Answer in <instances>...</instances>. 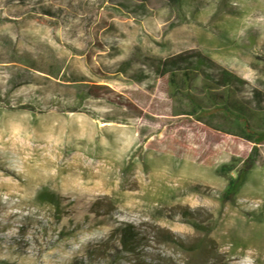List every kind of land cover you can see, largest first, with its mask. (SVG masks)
Wrapping results in <instances>:
<instances>
[{
    "label": "rangeland",
    "instance_id": "rangeland-1",
    "mask_svg": "<svg viewBox=\"0 0 264 264\" xmlns=\"http://www.w3.org/2000/svg\"><path fill=\"white\" fill-rule=\"evenodd\" d=\"M221 67L264 108V0H0V264H264V142L192 106Z\"/></svg>",
    "mask_w": 264,
    "mask_h": 264
},
{
    "label": "trees",
    "instance_id": "trees-1",
    "mask_svg": "<svg viewBox=\"0 0 264 264\" xmlns=\"http://www.w3.org/2000/svg\"><path fill=\"white\" fill-rule=\"evenodd\" d=\"M184 54H179L172 58H167L164 60H159L157 68H160L162 71H170L173 75H175V71L172 68L179 63H184L187 61V58ZM194 64L189 66L190 69L196 72H201L203 68L209 64L208 60L200 55H194ZM207 68V67H206ZM189 68L186 67L183 69V78H187L189 73ZM201 74V73H200ZM201 78L203 80L204 86V95L205 99L208 101L206 107H202L197 101L192 99V106L194 109L198 110L199 114H210V113H221L226 119H232L236 121L240 126L241 130L244 132L245 136L252 139L254 144H259L264 142V108H248L240 99L235 97V92L237 91L236 87L238 84H241L242 81L238 79L234 74L229 72L225 68H219L217 73L211 74H201ZM85 89L83 93L88 92ZM217 90V93L215 92ZM93 94L92 91L89 92ZM257 120V128L252 125L251 121ZM249 159H246L243 162L242 167L236 172L234 176H232L228 184L225 188V195H234L237 193L244 177H245V168L247 166V162ZM47 201L52 203L53 205H58V198L56 195L51 193H46L43 195ZM189 220V219H188ZM197 226V224L192 223ZM118 241L127 251H133L135 246L137 245V241L139 237H137V233L134 231L132 225H123L117 231Z\"/></svg>",
    "mask_w": 264,
    "mask_h": 264
},
{
    "label": "bare ground",
    "instance_id": "bare-ground-1",
    "mask_svg": "<svg viewBox=\"0 0 264 264\" xmlns=\"http://www.w3.org/2000/svg\"><path fill=\"white\" fill-rule=\"evenodd\" d=\"M126 14H127V13H126ZM130 18H131V17H130ZM162 36H163V35H162ZM3 138H4V137H3ZM31 161H32V160H31ZM5 171H6V170H5ZM3 188H4V187H3ZM32 215H33V214H32ZM28 218H29V217H28ZM33 218H34V217H33ZM25 219H26V218H25ZM31 219H32V218H31ZM31 222H32V221H31ZM31 222H30V223H31ZM8 223H9V222H8ZM32 223H33V222H32ZM21 224H22V223H21ZM23 224H24V223H23ZM5 227H6V226H5ZM27 227H28V226H27ZM48 227H49V226H48ZM51 227H52V226H51ZM57 228H58V227H57ZM68 228H69V227H68ZM55 229H56V228H55ZM25 230H26V229H25ZM35 232H36V231H35ZM45 233H46V232H45ZM43 234H44V233H43ZM22 235H23V234H22ZM43 236H44V235H43ZM43 236H42V237H43ZM0 237H1V236H0ZM11 238H12V237H11ZM22 239H23V238H22ZM26 240H28V239H26ZM51 240H52V239H51ZM13 242H14V241H13ZM15 243H16V242H15ZM25 243H26V242H25ZM25 243H24V244H25ZM19 244H20V243H19ZM21 244H22V243H21ZM24 244H23V245H24ZM48 244H49V243H48ZM2 245H3V244H2ZM9 248H10V247H9ZM19 248H20V247H19ZM2 249H3V248H2ZM2 252H3V251H2ZM22 252H23V251H22ZM27 252H28V251H27ZM34 252H35V251H34ZM19 254H20V253H19ZM19 256H20V255H19ZM54 256H55V255H54ZM54 256H53V257H54ZM0 259H1V258H0ZM53 260H54V259H53ZM19 262H20V261H19ZM1 264H3V262H2ZM25 264H26V263H25Z\"/></svg>",
    "mask_w": 264,
    "mask_h": 264
}]
</instances>
